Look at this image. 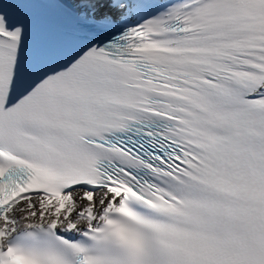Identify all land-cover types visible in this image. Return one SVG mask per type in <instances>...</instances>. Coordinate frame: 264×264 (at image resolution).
Returning a JSON list of instances; mask_svg holds the SVG:
<instances>
[{"label":"snow or ice","instance_id":"1","mask_svg":"<svg viewBox=\"0 0 264 264\" xmlns=\"http://www.w3.org/2000/svg\"><path fill=\"white\" fill-rule=\"evenodd\" d=\"M0 264H264V0H0Z\"/></svg>","mask_w":264,"mask_h":264}]
</instances>
